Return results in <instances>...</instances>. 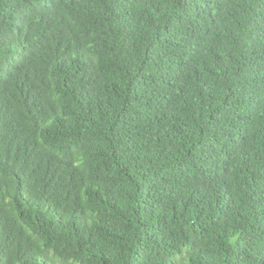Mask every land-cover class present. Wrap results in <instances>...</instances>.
<instances>
[{
	"label": "trees",
	"instance_id": "16d2710c",
	"mask_svg": "<svg viewBox=\"0 0 264 264\" xmlns=\"http://www.w3.org/2000/svg\"><path fill=\"white\" fill-rule=\"evenodd\" d=\"M0 264H264V0H0Z\"/></svg>",
	"mask_w": 264,
	"mask_h": 264
}]
</instances>
